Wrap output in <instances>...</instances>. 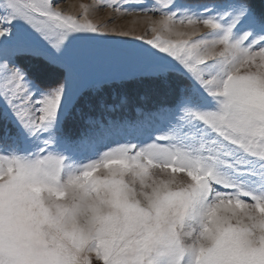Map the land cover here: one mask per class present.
<instances>
[{"label": "snow or ice", "instance_id": "obj_1", "mask_svg": "<svg viewBox=\"0 0 264 264\" xmlns=\"http://www.w3.org/2000/svg\"><path fill=\"white\" fill-rule=\"evenodd\" d=\"M65 3L0 0V264H264V6Z\"/></svg>", "mask_w": 264, "mask_h": 264}, {"label": "rangeland", "instance_id": "obj_2", "mask_svg": "<svg viewBox=\"0 0 264 264\" xmlns=\"http://www.w3.org/2000/svg\"><path fill=\"white\" fill-rule=\"evenodd\" d=\"M255 5L257 6V8L259 9L260 7L264 6V0H254ZM97 4V0H66V3L63 5V8L66 11H69L70 13L74 14V15H79L81 13V8L80 5H87L90 6V14H92L95 18H89L92 22L96 23V24H108L109 27H115L118 31L119 30H123V31H128L129 29H135V33L137 35H141L145 32V30L148 28V24H147V17L140 15V14H136V15H128V16H121L117 13H115L112 9L109 8H105V7H96L95 5ZM158 19V17H157ZM114 21V23L112 22ZM136 23H133V22ZM138 22V23H137ZM199 32L198 35L200 34H205L207 33L209 30L207 28H205L203 25H199ZM178 31H182V32H192L194 29L191 26H181L177 28ZM153 37V34L149 31L147 34V38L151 39ZM108 41H112L114 43L110 44V47H120L122 46V44L119 43H115L117 41H123L127 38H123V37H117V36H109L106 38ZM217 51H220V49L218 48ZM255 63H260L259 58L256 59ZM246 70V69H245ZM253 71H255V68L252 69ZM144 94L146 95L144 97V99H141V96H138L139 102L142 101L141 105H150L152 104V102H156V96L153 95V93L150 90V86H146V92H144ZM151 98V100H149ZM149 98V99H148ZM158 99H164L163 97H157ZM141 99V100H140ZM151 101V103H150ZM139 103L135 102V106L136 107H140L141 106ZM118 116L120 115H124L127 116L129 118H132L134 114H131L130 112H128L127 110H125L123 113H117ZM79 130L75 131V132H71V133H76ZM122 137L120 136H116L114 135L112 137L111 140L106 141V143H112L117 139H121ZM91 155L90 152H85L84 156H88ZM106 170H104L103 168H101L100 170H98L95 175H97L98 177L102 176L103 173ZM156 172L158 178L160 179H164L166 178V175H176L177 177L180 176H184L185 174L183 173H171L170 170L165 169L163 173L160 172V170H153ZM93 264H98V262L95 260V256L93 254Z\"/></svg>", "mask_w": 264, "mask_h": 264}, {"label": "trees", "instance_id": "obj_3", "mask_svg": "<svg viewBox=\"0 0 264 264\" xmlns=\"http://www.w3.org/2000/svg\"><path fill=\"white\" fill-rule=\"evenodd\" d=\"M146 86L147 85H143V86H133L131 87L130 89H128L130 95L133 97L134 99V102H137L139 103L140 105L142 104V101L139 102V99H138V96H141V97H145L146 95L144 94V92H146ZM108 95V94H106ZM152 97H150L149 100H151ZM156 99H158L157 97H155ZM141 100V99H140ZM152 101V100H151ZM150 101V103H151ZM92 103H94V101H92ZM153 103V102H152ZM146 106V105H145ZM144 105H141L140 107L143 108L145 107ZM81 108L82 110L85 112V113H89L90 110L89 108L87 107V104H84V105H81ZM128 112H130L131 114H133V112L131 111V109H126ZM92 115H95L96 113L92 112L91 113ZM82 120L77 116V117H74V118H70L69 120H67L65 122V131L67 132H75L77 130H80V128L82 127Z\"/></svg>", "mask_w": 264, "mask_h": 264}, {"label": "bare ground", "instance_id": "obj_4", "mask_svg": "<svg viewBox=\"0 0 264 264\" xmlns=\"http://www.w3.org/2000/svg\"><path fill=\"white\" fill-rule=\"evenodd\" d=\"M95 18L92 14H90V12H89V18ZM138 23V22H137Z\"/></svg>", "mask_w": 264, "mask_h": 264}]
</instances>
